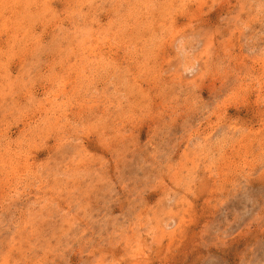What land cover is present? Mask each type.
I'll return each instance as SVG.
<instances>
[{
	"label": "rangeland",
	"instance_id": "374dc122",
	"mask_svg": "<svg viewBox=\"0 0 264 264\" xmlns=\"http://www.w3.org/2000/svg\"><path fill=\"white\" fill-rule=\"evenodd\" d=\"M0 264H264V0H0Z\"/></svg>",
	"mask_w": 264,
	"mask_h": 264
}]
</instances>
